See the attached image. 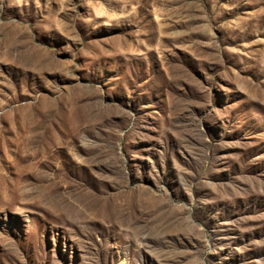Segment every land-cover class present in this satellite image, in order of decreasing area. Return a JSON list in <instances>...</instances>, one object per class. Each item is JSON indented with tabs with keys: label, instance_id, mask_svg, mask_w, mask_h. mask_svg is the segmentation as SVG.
Instances as JSON below:
<instances>
[{
	"label": "rangeland",
	"instance_id": "obj_1",
	"mask_svg": "<svg viewBox=\"0 0 264 264\" xmlns=\"http://www.w3.org/2000/svg\"><path fill=\"white\" fill-rule=\"evenodd\" d=\"M0 264H264V0H0Z\"/></svg>",
	"mask_w": 264,
	"mask_h": 264
}]
</instances>
